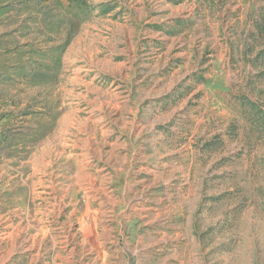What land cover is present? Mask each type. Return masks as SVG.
Listing matches in <instances>:
<instances>
[{
  "label": "rangeland",
  "instance_id": "obj_1",
  "mask_svg": "<svg viewBox=\"0 0 264 264\" xmlns=\"http://www.w3.org/2000/svg\"><path fill=\"white\" fill-rule=\"evenodd\" d=\"M0 264H264V0H0Z\"/></svg>",
  "mask_w": 264,
  "mask_h": 264
},
{
  "label": "crops",
  "instance_id": "obj_2",
  "mask_svg": "<svg viewBox=\"0 0 264 264\" xmlns=\"http://www.w3.org/2000/svg\"><path fill=\"white\" fill-rule=\"evenodd\" d=\"M184 6H185V4L183 3V4H180L179 6L175 7V9H174L175 12H178V11L182 12L184 10ZM172 12H174V11H172Z\"/></svg>",
  "mask_w": 264,
  "mask_h": 264
}]
</instances>
